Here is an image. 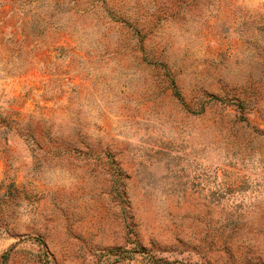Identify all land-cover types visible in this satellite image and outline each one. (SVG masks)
Here are the masks:
<instances>
[{
	"label": "rangeland",
	"instance_id": "rangeland-1",
	"mask_svg": "<svg viewBox=\"0 0 264 264\" xmlns=\"http://www.w3.org/2000/svg\"><path fill=\"white\" fill-rule=\"evenodd\" d=\"M0 264H264V0H0Z\"/></svg>",
	"mask_w": 264,
	"mask_h": 264
}]
</instances>
